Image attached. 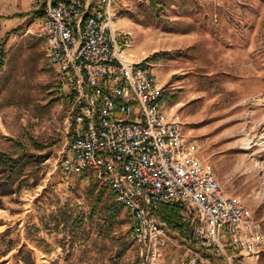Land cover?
Instances as JSON below:
<instances>
[{
  "label": "rangeland",
  "instance_id": "rangeland-1",
  "mask_svg": "<svg viewBox=\"0 0 264 264\" xmlns=\"http://www.w3.org/2000/svg\"><path fill=\"white\" fill-rule=\"evenodd\" d=\"M155 2L115 4L116 27L133 37L127 52L134 60L166 53L149 62L169 108L226 194L249 208L264 230V0ZM0 17V152L35 151L38 143L49 157L36 187L2 200L0 250L9 241L15 248L0 264H24L17 257L22 248L35 264H139L128 213L122 209L111 223L109 191L97 203L90 180L59 170L71 139L69 100L48 62L33 0H0ZM182 215L183 230L169 229L177 245L194 217ZM183 257L170 243L161 262L181 264Z\"/></svg>",
  "mask_w": 264,
  "mask_h": 264
},
{
  "label": "built area",
  "instance_id": "built-area-1",
  "mask_svg": "<svg viewBox=\"0 0 264 264\" xmlns=\"http://www.w3.org/2000/svg\"><path fill=\"white\" fill-rule=\"evenodd\" d=\"M118 1L33 0L48 62L71 95L59 170L67 177L93 170L113 191L136 222L139 264H162L170 243L183 250L181 264H258L261 223L199 157L147 58L128 59L133 37L115 25ZM171 203L194 214L180 245L158 215Z\"/></svg>",
  "mask_w": 264,
  "mask_h": 264
},
{
  "label": "trees",
  "instance_id": "trees-1",
  "mask_svg": "<svg viewBox=\"0 0 264 264\" xmlns=\"http://www.w3.org/2000/svg\"><path fill=\"white\" fill-rule=\"evenodd\" d=\"M152 3H156L155 0H151ZM37 17H40V14L35 12ZM3 18V17H0ZM166 56L165 52H159L147 59V61L158 62L162 57ZM4 59H5V48L4 44L0 47V72L4 68ZM58 75V74H57ZM59 76V75H58ZM62 85L66 83L60 79ZM66 86V85H65ZM167 96V94H165ZM69 100V105L71 102V95L68 92L64 96ZM165 100L169 101L168 97H165ZM34 150L31 151L28 149H22L19 154H10L7 152H0V208L3 207V198L20 196L21 193L33 187H36L42 179L40 176L43 164L48 160V155L42 154L44 148L39 146L38 143H34ZM63 173V172H62ZM64 174V173H63ZM78 176H82L83 180H90L92 183V188L97 191L98 196L96 197V202L99 203L102 199L105 189L109 191V199L112 200L111 206L108 207V219L112 223L115 221V218L121 213L124 209L128 215L131 217L130 213L121 206L116 201V195L113 191L105 186L100 185L98 180L95 177L93 170H86ZM100 189V190H99ZM183 209L177 203H171L163 206L159 211V217L165 221L170 228H173L176 231L183 230L185 225V217L182 215ZM134 226L132 229V236L135 243L134 232L136 228V222L131 217ZM8 236V234H5ZM5 238V237H4ZM14 242L9 241L3 250H0V257L6 256L11 252L14 247ZM136 246V243H135ZM137 253V246H136ZM19 260L24 264H35V261L32 257V253L26 249H21L17 255ZM138 260V257H137ZM218 260V259H217ZM219 261V260H218ZM220 263V262H219ZM222 264V263H221ZM259 264H264V254L261 255Z\"/></svg>",
  "mask_w": 264,
  "mask_h": 264
},
{
  "label": "crops",
  "instance_id": "crops-1",
  "mask_svg": "<svg viewBox=\"0 0 264 264\" xmlns=\"http://www.w3.org/2000/svg\"><path fill=\"white\" fill-rule=\"evenodd\" d=\"M130 54H128V59L132 60L131 57L129 56ZM134 56V55H132ZM148 56L144 57V58H147Z\"/></svg>",
  "mask_w": 264,
  "mask_h": 264
}]
</instances>
